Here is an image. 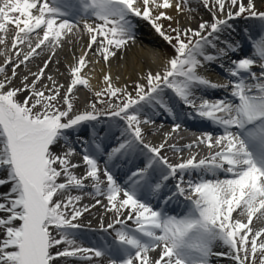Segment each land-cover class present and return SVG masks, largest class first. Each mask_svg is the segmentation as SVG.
<instances>
[{
  "label": "snow or ice",
  "instance_id": "1",
  "mask_svg": "<svg viewBox=\"0 0 264 264\" xmlns=\"http://www.w3.org/2000/svg\"><path fill=\"white\" fill-rule=\"evenodd\" d=\"M0 45V264H264V0H0Z\"/></svg>",
  "mask_w": 264,
  "mask_h": 264
},
{
  "label": "bare ground",
  "instance_id": "2",
  "mask_svg": "<svg viewBox=\"0 0 264 264\" xmlns=\"http://www.w3.org/2000/svg\"><path fill=\"white\" fill-rule=\"evenodd\" d=\"M197 2H198V0H192L193 4H196ZM198 11H200V14L197 15V20H199L201 17L203 19H205V20L209 19V16H208L207 12L204 9L201 8ZM196 22L197 21H192V26L193 27L196 26ZM144 31H145V33H148V35L145 37V40H144L145 43H148L149 40H155L156 43H158L161 46L162 50L167 51L166 48H165V43L159 37L155 36L154 33H151L150 30L147 27L144 28ZM84 42L86 43V38H85ZM79 47L80 46L77 45L74 48L72 44H65L64 48L62 50H58L56 58L59 59L60 63H59V65H56V64L51 65L49 73L55 75L60 83H65V84L68 83V75H69V73H68L67 69H68V64L71 62V53L73 51H75L77 53V55H78L79 54ZM4 51H7V49H5V47L3 45H0V52H4ZM138 51H139V49L137 48V49H133L131 52H129V58H131L133 56V54L135 52H138ZM48 54L49 53L45 52L40 58L36 59L34 61V63L30 64L29 67L32 68L33 71H35L36 70V65L40 64L43 59L47 58ZM5 58L6 57L4 55H0V64H3ZM57 67H59L60 72L64 73V75H57L55 73V68H57ZM132 67L133 66H132L131 63H125V61L121 60L118 63L114 62L112 64L111 73L114 76L115 75H120L121 76V83H124L125 81L131 83V80L136 78V76L133 74ZM136 67L139 68L140 65L137 64ZM102 68H103V70L105 72L109 70L103 64L96 65L95 66L94 78L91 81V83L93 85H97L98 81H100L102 79V76H101V69ZM21 74H24V70H21ZM205 74L210 79H212L214 82L221 81L225 77V74L218 72V70L213 65L209 66L208 71ZM17 83H18V81H17ZM79 88H80L79 93L76 94V97L74 99L76 100V102H78V107H83L85 99L90 97V96H88L86 94H82L83 91L81 89H85V88H83V86H79ZM157 123L159 124L160 121L158 120ZM165 125H169V124L167 122H165L164 127H163L162 130H158L156 128H153L152 129L153 135H150L148 137V139L153 140L155 142H159L162 139V137H163V133L167 132L169 130V128H170V125L169 126H165ZM196 128H197V130L200 129L199 127H196ZM196 128H193V129H196ZM192 139H193V137L191 136V134H187L185 132H181L175 138L176 142L180 146H183L184 144L189 143ZM193 151H199V150L198 149H193ZM169 154L171 155V152ZM184 155L185 156L188 155V151L187 150H185ZM205 155H207V150L206 149L203 150V151H200V157H203ZM84 202L85 203H91L92 201L90 199L86 198ZM102 212H103V209H97V210H93L92 215L86 216V219L92 220L93 228L97 227V221H96V219L94 217L99 216ZM219 260L222 261L221 259H219ZM227 263L229 264L228 261H227Z\"/></svg>",
  "mask_w": 264,
  "mask_h": 264
},
{
  "label": "rangeland",
  "instance_id": "3",
  "mask_svg": "<svg viewBox=\"0 0 264 264\" xmlns=\"http://www.w3.org/2000/svg\"><path fill=\"white\" fill-rule=\"evenodd\" d=\"M198 14H200V11H198ZM193 21H196V20H193ZM165 48H166L167 51L170 52V49L167 48V45H166V44H165ZM81 90L83 91L82 94H86V95L90 96V94L88 93V91H86L85 89H81ZM84 90H85V91H84ZM78 93H79V92H78ZM76 105H77V107H78V102H76Z\"/></svg>",
  "mask_w": 264,
  "mask_h": 264
}]
</instances>
